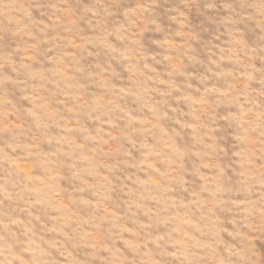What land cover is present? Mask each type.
Instances as JSON below:
<instances>
[{"label":"clouds","instance_id":"obj_1","mask_svg":"<svg viewBox=\"0 0 264 264\" xmlns=\"http://www.w3.org/2000/svg\"><path fill=\"white\" fill-rule=\"evenodd\" d=\"M0 264H264V0H0Z\"/></svg>","mask_w":264,"mask_h":264},{"label":"rangeland","instance_id":"obj_2","mask_svg":"<svg viewBox=\"0 0 264 264\" xmlns=\"http://www.w3.org/2000/svg\"><path fill=\"white\" fill-rule=\"evenodd\" d=\"M146 40H147V37H146Z\"/></svg>","mask_w":264,"mask_h":264}]
</instances>
